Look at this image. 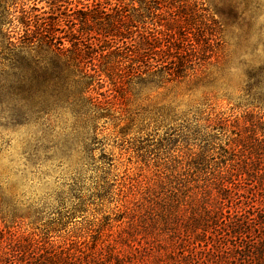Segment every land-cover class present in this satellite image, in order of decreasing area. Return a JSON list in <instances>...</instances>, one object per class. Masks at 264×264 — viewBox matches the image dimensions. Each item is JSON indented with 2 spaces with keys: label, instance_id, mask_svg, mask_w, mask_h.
I'll list each match as a JSON object with an SVG mask.
<instances>
[{
  "label": "rangeland",
  "instance_id": "rangeland-1",
  "mask_svg": "<svg viewBox=\"0 0 264 264\" xmlns=\"http://www.w3.org/2000/svg\"><path fill=\"white\" fill-rule=\"evenodd\" d=\"M5 1L13 13L6 20H19L23 6L36 7L40 17L56 20L68 47L81 33L98 46L108 39L151 51L149 67L138 57L104 59L116 68L100 85L64 94L46 110L0 95V228L87 244L109 264H118L115 255L123 264L151 261L160 247L158 214L230 167L229 143L238 131L244 138L264 132V85L253 77L264 71V0ZM202 7L220 22L221 44L207 48L202 66L171 80L158 65L161 50H182L177 19ZM117 28L123 37H106ZM7 31L8 24L0 28L2 84L11 73L3 65ZM39 53L20 55L50 58L55 50ZM229 258L196 257L192 264L248 263Z\"/></svg>",
  "mask_w": 264,
  "mask_h": 264
},
{
  "label": "trees",
  "instance_id": "trees-1",
  "mask_svg": "<svg viewBox=\"0 0 264 264\" xmlns=\"http://www.w3.org/2000/svg\"><path fill=\"white\" fill-rule=\"evenodd\" d=\"M250 3L248 0L247 6ZM8 4L5 0L0 1V28L8 24V31L3 34L8 40L2 51L6 59L3 65L11 70L6 81L3 84L0 82V95L3 97H14L22 104L25 102L46 110L57 105L64 94L74 91L85 94L91 92L96 83L100 85L103 73L108 74L116 68L115 64L111 68L107 61L103 63L104 59L111 56L126 55L124 58L129 60L138 57L149 67L151 49L128 45L122 48L108 39L105 45L98 46L90 43V38L85 40L81 33L73 34L68 40L71 43L68 47L56 34V20L48 21L40 17L36 14V7L26 9L23 6L20 11L22 16L19 20L15 19L18 25L13 27L15 20L5 19L6 15H13ZM157 4L161 6L159 10L162 9V4L158 1ZM168 13L172 15V12ZM182 20L177 19L178 28L185 38L182 50L172 47L161 50L158 60V65H162L161 70L171 80L182 78L189 68L202 66L205 60L202 57L207 48L217 40L219 42L215 43L221 44L223 28L208 9H195L186 13ZM71 23L77 25L74 21ZM81 23L85 25L89 21L85 18ZM14 32L20 35L16 41L13 40ZM118 34L123 37V32L117 28V34L106 37ZM44 46L53 48L55 55L40 59L20 55L24 50L40 55L39 51ZM253 77L256 85H264V71ZM262 133L258 135L253 130L250 137L244 138L243 133L238 131L229 143L230 167L219 170L207 180H211V183L208 182L205 187L188 188L158 214L161 220L160 239H157L160 247L151 261L131 258L126 264H192L196 257L203 263H221L223 258L239 260L243 257L244 260L248 258V263L244 264H264ZM77 244L73 241L56 244L51 236L39 234L18 236L6 226L0 228V264H109L104 258L96 256L94 248ZM214 252H217V256L211 257L210 254ZM223 254L225 256L220 257ZM115 256L118 264H123L124 259Z\"/></svg>",
  "mask_w": 264,
  "mask_h": 264
}]
</instances>
